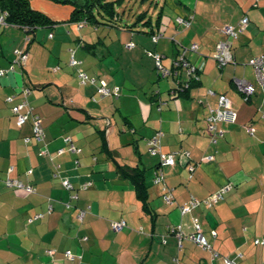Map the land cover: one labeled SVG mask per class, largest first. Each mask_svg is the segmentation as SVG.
Listing matches in <instances>:
<instances>
[{
  "label": "crops",
  "instance_id": "crops-1",
  "mask_svg": "<svg viewBox=\"0 0 264 264\" xmlns=\"http://www.w3.org/2000/svg\"><path fill=\"white\" fill-rule=\"evenodd\" d=\"M157 1L159 9L164 6L157 44L147 34L122 28L79 27L71 20L74 6L55 0H29L33 10L54 23L50 28L27 34L0 24V71H7L0 76V264H225V258L264 264V245L254 243L264 241V87L248 65L252 57H264V0ZM179 18L190 21L189 28L177 24ZM243 18L247 27L230 40L236 64L218 69L212 55L216 44L226 40L221 30L237 27ZM129 42L133 49L125 48ZM193 43L197 52L186 56L199 68V79L175 96L173 79L157 76L146 52L161 54L162 65L170 69L182 47ZM24 49L25 66L8 71L16 52ZM70 50L81 62L78 70L119 87L121 96L102 98L94 85H81L77 69L69 66ZM234 80L254 85L253 95L246 100ZM23 89L30 91L28 105L40 117L43 143L25 145L31 124H15L12 108L26 110ZM219 95L227 98L236 121L219 123L223 136L212 143L206 118L217 108ZM160 131L163 153L188 154L161 169L172 204L165 203L162 185L153 183L159 160L146 148ZM102 136L117 151V162L144 170L148 209L132 183L118 178L101 148ZM66 137L79 153L68 152ZM41 148L46 156L39 155ZM61 149L65 152L57 155ZM210 156L212 161L202 162ZM189 166H194L192 173ZM56 171L72 191L53 177ZM8 178L34 187L35 193L7 187ZM224 185L232 188L222 201L180 214L190 199L205 200ZM194 220L216 258L185 238L179 246L170 234L176 225L190 234ZM120 221L125 228L112 232L110 223ZM47 251L54 252L49 256ZM66 251L73 259L65 257Z\"/></svg>",
  "mask_w": 264,
  "mask_h": 264
},
{
  "label": "built area",
  "instance_id": "built-area-1",
  "mask_svg": "<svg viewBox=\"0 0 264 264\" xmlns=\"http://www.w3.org/2000/svg\"><path fill=\"white\" fill-rule=\"evenodd\" d=\"M4 16L2 15L0 18V24L5 25L4 23ZM177 23L183 24L185 27L187 26V22L184 21L182 18L177 19ZM248 24L247 18H243L237 27L227 25L222 28L221 33L225 36L226 40L220 41L216 44L215 52L212 55V60L216 63V66L218 69H222L223 67L227 66L228 64H236V61L234 60L233 51L231 50V41L237 39L239 32L243 31ZM86 25L85 21H81L78 23L79 27H83ZM51 37V36H50ZM162 37L160 34H156L151 38V40L157 44L158 40ZM27 40H29L27 38ZM126 49H132L133 44L128 43L125 45ZM197 44L193 43L189 49H186L182 47V49L179 51L178 57L175 58V60L172 61V67L170 69H167L162 65V59L163 56L159 53L154 52H147L148 56L153 60V63L155 65V71L157 75L161 76L162 78H172L174 83L175 90H172V94L176 92H182L184 90H189L191 85L199 79V68L193 63H190L187 59L186 55L188 52H197ZM17 60L14 62V64L11 65V67L8 69V71L13 72L16 66H23L25 65V62L27 60V53L22 52H16ZM69 65L72 67H77L80 65V63L75 60L73 52L70 53V59H69ZM248 65L253 69V72H255V79L256 82L261 86L264 87V57L258 56V57H252L251 60H249ZM56 71V70H54ZM7 71H0V76L4 75V73ZM77 77L80 81L81 85H94L96 87V93L100 97H108V98H117L120 91L118 87H108L107 84L103 81H98L95 78L88 77L83 71L77 70ZM233 84L235 85L237 91L243 95L246 100L250 98L254 91L255 87L254 85L248 83L245 80H234ZM23 95V103L22 105L26 107V110L24 112H20L19 107H13L12 108V114L16 118V126L22 127L29 119L32 122V138H25L24 144L28 145L31 140L33 139L37 143H43L45 134L44 129L41 125V121L37 115L34 114L33 109L28 105L27 102V95L29 94L28 89H23L20 91ZM210 95H213L212 91L208 92ZM14 96L9 98L11 101ZM218 103L217 108L210 109L209 115L206 118L207 122V130L212 134L210 141L212 143H215L217 139L223 136V133L220 131H217V126L221 122H228L233 123L235 122L236 114L232 109H228V101L227 98L224 95L218 96ZM246 131L249 132L251 135H253V128L250 126L246 127ZM162 132H157L154 137L149 139L147 142L146 148H148V154L152 156H158L159 165L157 166L156 170L154 171V178L153 183L154 184H161L162 185V193H163V199L166 204H172V195L169 193V189L166 187L164 183V175L163 172H161L162 167H173L176 163L175 157H182L185 155H188L187 153L178 152L173 154H165L162 152L161 148V140H162ZM68 151L70 153H79V150H77L71 139L69 137L64 139ZM43 145V144H42ZM64 153V150L61 149L57 152V155H62ZM48 153L45 150V148H41L39 155L40 156H46ZM213 158L210 156L209 158L203 159L202 162H209L212 161ZM194 166H189L188 170L192 173L194 170ZM31 171L27 172V175H31ZM53 177L59 178L60 183L62 187L67 191H72L73 186L69 182L67 178L59 177L58 172L53 173ZM5 184L9 188H16V189H22L27 194H33L35 193L34 187L30 185H23L19 181H14L11 179H6ZM90 184L83 185V188L86 189ZM232 186L230 185H224L222 186L216 193L210 195L209 198L205 200H195L190 199L186 204L182 205V207L179 208L180 214L182 216H188V214L191 212V210L199 207V206H205L207 208H211L214 206V204L222 201L225 194L230 191ZM72 198H77L76 195H72ZM84 213L81 212L78 216V219L80 221L83 218ZM42 216H38V218H41ZM126 226V223L124 221L120 222H112L110 223V230L112 232H120L122 229H124ZM192 229L193 231L186 235L184 234L182 227L180 225H176L175 227L170 228V234H173V236L177 239V242H179V246H181V240L185 238L186 240L193 241L200 249L202 248L205 251H208L212 254V258H216L218 254L214 251H212V248L208 241H206L203 230L201 229V226L199 225L197 220H194L192 222ZM215 234V233H213ZM256 245L263 244L264 241L256 240L254 242ZM54 251H47V254L50 256L53 254ZM65 257L68 259H73V256L70 251L65 252ZM225 264H234L227 258L224 259Z\"/></svg>",
  "mask_w": 264,
  "mask_h": 264
},
{
  "label": "trees",
  "instance_id": "trees-1",
  "mask_svg": "<svg viewBox=\"0 0 264 264\" xmlns=\"http://www.w3.org/2000/svg\"><path fill=\"white\" fill-rule=\"evenodd\" d=\"M74 1H77L79 3V5H74ZM149 1L153 2L155 4L154 10L150 11V9H148V7H147L146 9H144V11L138 13V15H136V17H135V20L130 24L128 22L125 24H122L120 22L122 20L121 19L122 17L115 10V6L117 5V3H120V0H114V1H107V0H68V1H63V0H60L57 2L62 3V4L70 3L74 6L72 14H71V18H72L71 20L76 22L77 24L81 21H85L87 25L95 26V25L100 24V25H105V26H110V27L122 28V29L128 30L129 32L131 31V32H140L142 34H147L151 40V38L153 36H155L156 34H160V32L158 31V28H159L160 22H161V17H160L161 8H163L164 6L162 5L161 8L159 9L157 6V3H158L157 0L156 1L155 0H141V4L143 5ZM0 11H1V14L4 16L3 20H4V23L6 25L18 27V28L24 30L27 34L33 33L37 28H50L54 24L44 14H42L36 10H33L29 4V0H0ZM94 11L96 12L95 14H94ZM152 16H154L155 19H153ZM183 20L186 21L188 24L186 27L183 24H181V25L186 29L189 28L190 21H188L187 19H183ZM175 21L177 23V19ZM117 23H119V24H117ZM27 38L29 40H27ZM24 40H25V43L27 45L30 44L29 43L30 38L28 36H26ZM132 44L134 47L135 44L134 43H132ZM189 48H186V49H189ZM18 52L27 53V50L24 49V50L18 51ZM69 52L70 53L73 52V55H74V50H70ZM147 52H154V51H147ZM154 53H156V52H154ZM15 56H16L15 60L12 62V64H14V62L17 60V55H15ZM147 56H148V53H147ZM27 57H28V53H27ZM177 57H178V55L175 58H177ZM175 58L173 60H175ZM78 62L81 65V62L80 61H78ZM25 64H26V62H25ZM80 65L75 67V68L78 70ZM24 66L25 65H23L21 67H24ZM72 68H74V67H72ZM171 90H175L174 86L172 87ZM119 91H120V93H119L118 97L112 98V99L116 100L121 96L120 88H119ZM187 91H189V90H184L182 92H176L173 95L181 96ZM35 115H37V114H35ZM39 119H40V117H39ZM27 122H30L31 129H32L31 120L29 119ZM15 124H16V118H15ZM18 128H20V127H18ZM154 135L152 137H154ZM30 138H32V135ZM102 138H103V145L101 148L105 152L108 159L114 163L115 171L118 175V178L121 180H128L132 183V185L135 188L138 199H140L142 201V203L144 204V208L148 209L147 204H146L148 196H147V186L144 182L145 181L144 170L141 168L140 165L131 166L127 163L121 164V163L117 162L116 161V158L118 156L117 151L110 150L107 147L103 136H102ZM151 138H149V139H151ZM31 141H34V140L32 139ZM148 141L149 140L146 141V145H147ZM147 152H148V148H147ZM171 235H173V234H171Z\"/></svg>",
  "mask_w": 264,
  "mask_h": 264
},
{
  "label": "rangeland",
  "instance_id": "rangeland-1",
  "mask_svg": "<svg viewBox=\"0 0 264 264\" xmlns=\"http://www.w3.org/2000/svg\"><path fill=\"white\" fill-rule=\"evenodd\" d=\"M107 1H114V0H107ZM74 3H75V1H74ZM147 7H148V9H150V11L154 10L155 4L153 2L149 1V2H146L145 4L142 5L141 0H120V3H117V5L115 6V10L122 17L121 18L122 20L120 21L122 24H125L127 22L130 24L135 20L136 15H138V13L144 11V9H146ZM95 13L96 12L94 11V14ZM152 17H153V19H155L154 16H152ZM117 24H119V23H117ZM85 28L92 30L93 26L86 24ZM155 73H156V71H155ZM156 75H157V73H156Z\"/></svg>",
  "mask_w": 264,
  "mask_h": 264
},
{
  "label": "water",
  "instance_id": "water-1",
  "mask_svg": "<svg viewBox=\"0 0 264 264\" xmlns=\"http://www.w3.org/2000/svg\"><path fill=\"white\" fill-rule=\"evenodd\" d=\"M55 1H60V0H55ZM63 1H68V0H63ZM75 5H79V3L77 1H75L74 3Z\"/></svg>",
  "mask_w": 264,
  "mask_h": 264
}]
</instances>
